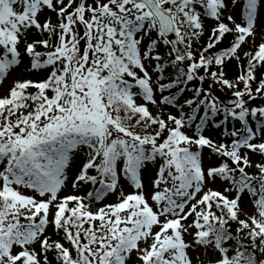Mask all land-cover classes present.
<instances>
[{"label":"snow or ice","instance_id":"snow-or-ice-1","mask_svg":"<svg viewBox=\"0 0 264 264\" xmlns=\"http://www.w3.org/2000/svg\"><path fill=\"white\" fill-rule=\"evenodd\" d=\"M262 69L264 0H0V264H264Z\"/></svg>","mask_w":264,"mask_h":264},{"label":"rangeland","instance_id":"rangeland-1","mask_svg":"<svg viewBox=\"0 0 264 264\" xmlns=\"http://www.w3.org/2000/svg\"><path fill=\"white\" fill-rule=\"evenodd\" d=\"M214 70V69H213ZM27 73L24 72V69L21 67V68H18L16 71H14L6 80L5 82L3 83V88L4 89H7L13 82L14 79L16 78H26L27 77ZM198 82V81H197ZM205 87H209L211 88L213 94H215L217 91H219L221 89V87L219 85H213L212 84V81L211 80H206L205 81ZM255 87V85H254ZM223 90L224 94L228 97L232 96V92L231 90L227 89V88H224V89H221ZM253 104H256V105H260V104H264V100H260V99H257L256 101L252 102ZM250 107L252 106V104L249 105ZM171 110V109H169ZM151 111L155 114L157 112V109L152 107L151 108ZM211 187L213 188H217L219 189V185H210ZM68 191H72L71 188L69 187ZM189 239H191L189 237Z\"/></svg>","mask_w":264,"mask_h":264},{"label":"trees","instance_id":"trees-1","mask_svg":"<svg viewBox=\"0 0 264 264\" xmlns=\"http://www.w3.org/2000/svg\"><path fill=\"white\" fill-rule=\"evenodd\" d=\"M207 37H208V33L206 32L204 37H202L200 43L201 44H205L207 42ZM232 40L231 36H228L226 40L222 41L221 44L219 45L220 48L225 47L226 45H228L229 41ZM215 70V68H213ZM226 71L228 72V75L230 78H234L237 74H238V68L236 67V63L235 61H233L232 63L228 64V67L226 69ZM258 76L260 77H264V69H262L261 71H259L257 73ZM193 86H200L199 82H193L192 84L189 85V87H193ZM186 95H190V93H186Z\"/></svg>","mask_w":264,"mask_h":264},{"label":"water","instance_id":"water-1","mask_svg":"<svg viewBox=\"0 0 264 264\" xmlns=\"http://www.w3.org/2000/svg\"><path fill=\"white\" fill-rule=\"evenodd\" d=\"M215 95H217L219 98H221L224 102H227L229 99H232L233 97L232 96H230V97H227L225 94H224V92H223V90H219V91H217L216 93H215Z\"/></svg>","mask_w":264,"mask_h":264}]
</instances>
